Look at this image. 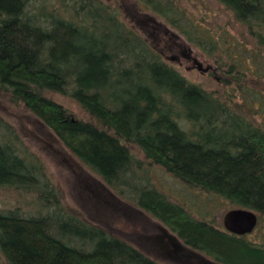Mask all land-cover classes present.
<instances>
[{
  "label": "trees",
  "instance_id": "trees-1",
  "mask_svg": "<svg viewBox=\"0 0 264 264\" xmlns=\"http://www.w3.org/2000/svg\"><path fill=\"white\" fill-rule=\"evenodd\" d=\"M136 1L187 40L203 44L190 38L191 25L178 24L185 13L175 0ZM215 1L264 62V0ZM49 2L0 0V92L186 246L219 264H264V243L194 216L146 178L153 165L159 166L187 187L263 219L264 130L241 104L182 76L100 0ZM259 76L264 79V72ZM52 94L74 100L88 120L74 117ZM19 143L0 117V187L36 194L33 213L17 206L0 212V253L7 264H160L67 213L57 192L40 183L39 164ZM56 223L78 227L79 240L65 238Z\"/></svg>",
  "mask_w": 264,
  "mask_h": 264
},
{
  "label": "rangeland",
  "instance_id": "rangeland-1",
  "mask_svg": "<svg viewBox=\"0 0 264 264\" xmlns=\"http://www.w3.org/2000/svg\"><path fill=\"white\" fill-rule=\"evenodd\" d=\"M58 5V0H49ZM116 11L118 18L160 57L190 82L216 91L242 110L264 130V62L254 45L231 14L215 0H175L185 13L178 24H185L197 46L167 20L136 0H100ZM59 10V6H55ZM199 32H198V31ZM195 32L197 33L195 35ZM199 37V38H197ZM249 40L248 43L246 40ZM213 48V49H212ZM213 50L207 56L208 50ZM218 57L219 64L215 63ZM76 118L88 120L87 114L71 98L52 94ZM0 117L17 133L19 147L32 155L41 168L39 181L47 183L58 195L59 205L69 214L103 229L160 264H219L177 238L159 220L128 202L104 181L81 164L34 114L12 104L8 94L0 92ZM23 150V151H24ZM136 157L142 154L131 146ZM21 153V152H20ZM146 177L150 183L183 204L194 216H206L222 225L225 212L232 209L222 198L187 187L159 166H152ZM35 192L0 187V212L19 207L33 213ZM59 224L65 238L79 240L78 227ZM63 226V227H62ZM248 240L264 243V218L258 219ZM0 264H7L0 253Z\"/></svg>",
  "mask_w": 264,
  "mask_h": 264
},
{
  "label": "water",
  "instance_id": "water-1",
  "mask_svg": "<svg viewBox=\"0 0 264 264\" xmlns=\"http://www.w3.org/2000/svg\"><path fill=\"white\" fill-rule=\"evenodd\" d=\"M258 217L252 210L245 208H232L223 216L224 228L233 234L243 236L250 234L256 227Z\"/></svg>",
  "mask_w": 264,
  "mask_h": 264
}]
</instances>
